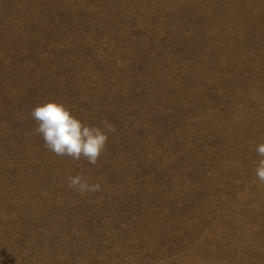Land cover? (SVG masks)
I'll return each mask as SVG.
<instances>
[{
	"label": "rangeland",
	"instance_id": "1",
	"mask_svg": "<svg viewBox=\"0 0 264 264\" xmlns=\"http://www.w3.org/2000/svg\"><path fill=\"white\" fill-rule=\"evenodd\" d=\"M49 101L112 126L95 164ZM261 143L264 0H0V264H264Z\"/></svg>",
	"mask_w": 264,
	"mask_h": 264
},
{
	"label": "clouds",
	"instance_id": "2",
	"mask_svg": "<svg viewBox=\"0 0 264 264\" xmlns=\"http://www.w3.org/2000/svg\"><path fill=\"white\" fill-rule=\"evenodd\" d=\"M31 116L38 124L36 131L42 136L49 150L74 160L84 157L91 164L97 162L107 143L108 132L113 130L107 122H102L103 127L85 123L64 104L56 101L37 105ZM256 151L264 157V143L259 144ZM256 175L264 181V159L259 161ZM69 183L81 194L97 191L100 187L98 183L89 184L83 181L80 175L72 177Z\"/></svg>",
	"mask_w": 264,
	"mask_h": 264
}]
</instances>
